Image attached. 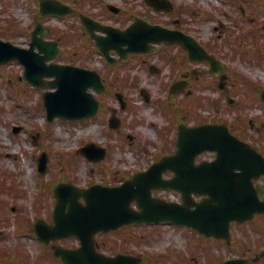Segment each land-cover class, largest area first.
Instances as JSON below:
<instances>
[{
  "label": "rangeland",
  "instance_id": "rangeland-1",
  "mask_svg": "<svg viewBox=\"0 0 264 264\" xmlns=\"http://www.w3.org/2000/svg\"><path fill=\"white\" fill-rule=\"evenodd\" d=\"M65 1L76 3L91 15L118 26L128 25L137 17L162 24L176 21L225 62L231 95L236 100L228 104L213 77L197 80L191 97L177 95L172 100L166 77L150 72L148 66H139V61L115 69L106 68L103 58L98 53L91 55L88 41L79 36L82 30L76 17L40 16L38 0H0V27L6 32L2 38L28 46L30 32L39 18L50 28L46 38H58L61 31H68L73 34V40L64 41L61 47L76 46L80 51L71 55V59L68 54L57 56L56 61L98 69L108 82L118 75L123 78L115 84L109 82L112 88L101 96L105 104V113L101 116L82 120L56 118L48 123L41 90L20 80L24 67L15 61L0 67V182L4 183L0 193V247L3 249L0 255L7 251L15 258L12 264H61L51 257L54 256L51 249L31 230L36 219L51 222L56 201L52 192L58 184L69 181L89 188L95 182H122L125 176L147 166L155 152L170 146L169 140L176 138V126L184 115L192 124L201 119L225 120L236 130L243 128L244 135L250 139L264 136V104L256 93L259 86H264V0H250V6H257L243 7L244 15L242 6L247 5L246 0H173L176 8L170 13L155 11L145 0ZM110 3L122 11L108 10ZM170 54L177 57L176 61H183L176 71L166 61L164 70L173 71L174 77L186 66L196 65L185 57L182 60L177 49ZM237 79L238 84H234L233 80ZM144 87L151 91L150 101L140 93ZM117 90L125 94L130 104L120 113L125 125L119 131L110 129L106 116L108 107L119 108ZM169 102L177 109L167 105ZM193 102H197L198 108H194ZM250 118L259 120L261 128L250 129ZM148 119L156 120L155 125ZM16 126L20 127L18 131L14 130ZM88 142L106 146L109 155L93 162L78 154V148ZM43 149L50 155L46 173H40L37 166ZM203 157H212V153ZM165 195L170 197V193ZM236 232L239 236L245 234L241 230ZM201 237L182 226L144 224L98 234L97 246L107 254L120 250L142 255L143 264H215L220 259L239 256L243 250L238 242L228 245ZM60 243L76 247L79 240L71 237ZM5 262L2 260L3 264H11L10 260Z\"/></svg>",
  "mask_w": 264,
  "mask_h": 264
},
{
  "label": "water",
  "instance_id": "water-1",
  "mask_svg": "<svg viewBox=\"0 0 264 264\" xmlns=\"http://www.w3.org/2000/svg\"><path fill=\"white\" fill-rule=\"evenodd\" d=\"M147 1L157 9H172L169 0ZM40 6L42 14L77 13L104 52L109 48H120L124 44L129 45L128 50L139 51L149 50L147 47L151 42H179L189 49L192 58L210 62V71L216 73L223 69V64L213 54L207 53L193 37L180 31L140 20L124 30L102 26L61 0H40ZM98 28L107 31L108 35H97L95 29ZM39 32L42 36L37 35ZM44 32L38 22L28 49L0 38V63L17 58L25 64L27 79L37 86L57 87L55 91L43 92L50 121L58 115L70 118L94 115L98 109V101L87 90L90 86L101 90L100 76L86 68L48 63L47 60L61 51L57 47V41L43 39ZM35 46L39 47L38 52L35 51ZM45 76L55 78L44 80ZM262 95L264 97V90ZM179 130V148L175 154L164 156L148 170L135 174L121 186L95 185L89 189H79L68 183L60 184L55 190L58 203L53 215L54 222L38 220L34 230L39 237L47 243L51 239L72 234L81 238L82 245L76 249L53 245L55 254L65 264H139L142 261L139 256L123 253L107 256L97 251L95 245L97 232L108 231L133 221H169L192 226L207 236L230 239L229 226L232 220L247 219L255 211L264 210V202L255 198L251 181L252 175L264 172V157L249 143L231 134L226 124L181 126ZM93 145L82 148L89 157ZM207 149L216 150V158L196 163L197 155ZM103 154L104 151L100 157ZM170 168L175 170L177 176L163 179V171ZM237 168L242 171L236 172ZM161 187L181 190L183 202H169L152 196L151 189ZM192 191L196 194L206 193L209 197L196 201ZM82 196L85 202L80 200ZM134 200L140 209L131 206ZM250 261V258H234L220 264H248Z\"/></svg>",
  "mask_w": 264,
  "mask_h": 264
},
{
  "label": "flooded vegetation",
  "instance_id": "flooded-vegetation-1",
  "mask_svg": "<svg viewBox=\"0 0 264 264\" xmlns=\"http://www.w3.org/2000/svg\"><path fill=\"white\" fill-rule=\"evenodd\" d=\"M93 45L95 46L94 41H93ZM178 48H180V47H178V46H175V47H172L171 46V47H169L166 44H161V45L158 46L157 50L153 54H149L148 55V54H145V53H133V54H131V59H134L136 57H141V58H143V61L142 62L143 63H147V59L145 58L146 56H148V57L149 56H155L156 58H155L154 62H151V63L152 64L153 63L156 64L157 67L162 71V68L161 67H163V65L166 62L164 60V58L168 57L169 56V53L173 49H178ZM182 53H183V56L182 57H184L185 54H186V51L183 50ZM112 54L115 55L114 53H112ZM151 63H150V65H151ZM169 76H171V75H168V77ZM195 77L196 78H199L198 76H193L192 75V72H191L190 68H186V69L181 70L180 71V74H179V77H177L176 79H172V81L173 80L175 81V80L187 78L189 80L190 84H191L192 81H193V79ZM172 175H173L172 172H167V174H165L166 177H170ZM256 187H257V190L258 191H262V190L264 191V176H261L258 180H256ZM258 193L260 194V192H258ZM197 198L200 199L201 197H197ZM261 198L264 200V195H262ZM244 225H249L250 226L249 229H251L252 236L255 235L254 239L256 241H259L261 243V245H262L261 248H264V213L256 214L255 217L252 220L246 221V222H244L242 224H239L237 221H234L232 223V226H231V230L233 229L234 235L236 234L235 233V230L242 228ZM241 232H243V231H241ZM259 250H257L255 252V254H257V252ZM256 264H264V257L261 258V259H259Z\"/></svg>",
  "mask_w": 264,
  "mask_h": 264
}]
</instances>
